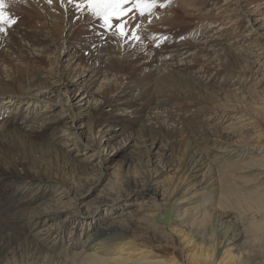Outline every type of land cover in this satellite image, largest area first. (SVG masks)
Masks as SVG:
<instances>
[{
	"label": "bare ground",
	"instance_id": "obj_1",
	"mask_svg": "<svg viewBox=\"0 0 264 264\" xmlns=\"http://www.w3.org/2000/svg\"><path fill=\"white\" fill-rule=\"evenodd\" d=\"M29 2L44 20L27 31L45 42L29 50L55 59L25 86L14 83L13 62L0 73V117L13 128L4 136L28 150L18 152L21 169L7 174L0 164V195L12 189L0 204V264H19L6 238L33 242L42 253L36 264H264V17L247 0L235 1L230 18L226 9L194 12L195 0H157L156 19L135 10L125 17L126 37L114 34L118 20L107 28L100 18L80 19L92 30L81 51L70 39L72 3ZM159 114L188 123V142L131 138L154 166L139 170L133 161L134 176L119 184L101 152L125 133L123 117ZM88 123L101 125L98 136L89 138ZM46 152L82 171L94 164L98 176L75 194L69 179L35 166ZM109 174L111 185L100 189L108 196L85 202ZM100 206L122 210L91 226Z\"/></svg>",
	"mask_w": 264,
	"mask_h": 264
},
{
	"label": "rangeland",
	"instance_id": "obj_2",
	"mask_svg": "<svg viewBox=\"0 0 264 264\" xmlns=\"http://www.w3.org/2000/svg\"><path fill=\"white\" fill-rule=\"evenodd\" d=\"M195 1L196 3L190 7L192 10H194V12L197 13L204 9L210 10V9H219V8L220 10L226 9L228 10V12L232 11V13L226 14L225 18H230L234 15L235 13L234 9L236 7L235 5H237V3H235L236 0H195ZM247 1L250 4L249 7L255 10L254 14L256 17H259V18L264 17V0H247ZM6 2H7L6 11L10 12L13 15V18H15L16 23L10 27L6 26L7 27L6 33H0V73H2V71L8 68L4 66H8L12 64L11 62H13V64H15L14 68H15V75H16L14 79V83L16 84L18 83L20 85L22 84L25 86L29 84L30 82H33V80H36L37 77H39L40 75H42V73L48 70L46 67L49 65V63H51L50 62L51 60L54 61L55 55L51 57L47 55L37 56V55H33L32 52H30L29 50V48L33 50H39L41 49L42 45L45 44V42L41 40V36L39 33L36 32L34 34H31V32L27 31L33 28L31 27L32 25H37V24L40 25L43 22V21H40L41 19L44 20L42 16L37 14V10L34 7V5H31L29 0H6ZM81 2L82 0H74L72 4L74 5V8H75L76 4H82L84 0L82 3ZM79 10H80L79 8L77 7L75 8V12L77 13L76 16H74L73 18L74 20L73 22H75V30L73 34L71 35L70 39L75 43L74 47L77 48L78 50L80 46V50L82 51L81 46L88 44L91 34H92L91 33L92 30L90 29V26L84 25L80 19H84L85 17L89 18L92 15L87 11L86 8L84 9V11H82V13H81V10L80 12ZM158 15L159 14H153V15L151 14L149 16L146 14L144 16L145 17L144 19L145 21L148 20L150 22L153 20L154 17H155L154 19H156ZM190 18H193V17H190ZM218 26H220V22L217 23L216 26L210 29L211 32L203 30L204 31L203 35H205V37L206 36L208 37L210 34H212V32L216 30ZM193 27L194 25H191L189 26L188 29L193 30L194 29ZM196 29L197 28H195L194 30ZM21 30H24L25 33L28 32V35L21 36L20 34ZM16 32H18V34ZM61 42H62V39H61ZM241 44L242 43H239L238 45L240 46ZM91 52H93L94 54L93 50L90 51V53ZM67 55H70V52ZM215 58H218V56ZM82 63H86V61L83 60ZM17 69L19 70L20 74L16 73ZM32 77H34L35 79L32 80ZM179 83L182 84L181 81ZM179 83H178V86L181 87ZM260 84H262V87H264V79L261 80ZM209 97L212 98L211 95H209ZM163 116L164 115L162 114H159L158 116L156 115L155 117L156 119L150 118L147 116L144 118L143 116L142 117L143 119H141L142 121L139 120L140 118L138 119V121H133V119L131 118L128 119L125 117L121 119V121L119 122V125L122 126L123 132L125 133L122 136H119L114 141L110 142V145L106 148L107 150H105V152L104 151L101 152V154H103L104 157L105 156H107V158L111 157V160L109 161L112 167L111 170L112 169L116 170L117 175H118L117 178H119L116 180V182L118 181L119 184L120 183L123 185L125 184V187H126V184L128 185L127 183V180H129L128 174H132L131 165L133 161L136 162V166L139 170H145L146 168H152L154 166L152 160H149L147 162H145L144 160L146 159L145 158L146 156H149L145 151V144L142 142L140 143L142 144L140 146L138 145V143L134 145L135 143L134 141L130 140L131 138H134L135 141L136 140L140 141L141 138H144L145 135L151 136V138H153L154 136L156 138H160V140L163 143H166V142L170 143L169 146L171 147H176L177 145H184L186 141L188 142L189 137H190V132L194 129H192L188 125V123H185L183 126H181L180 124L177 125L178 121L175 120V118L177 117L176 115H175L176 117H174L173 114L171 115L169 114L168 116L165 115L164 117ZM149 122L151 123L152 126L149 124ZM143 123H144V126H142ZM6 128L9 130H13V128H10V118L0 117V164H2L1 166L2 168L4 167L3 168L4 170L7 168V170H5L4 173L8 174V173H11V171H13L14 169L15 170L21 169V164H20L21 155H19V153L23 154L25 150L26 151L28 150L23 146L19 147L17 145L15 146L18 148H14L13 139L10 138L9 136H4L3 131ZM86 129H88L87 134L90 135L89 138H94L91 135L98 136V133L101 132L102 128H101V125L99 124L93 126L88 123L85 130ZM218 133L221 134L220 132ZM31 141L32 142L30 143L32 144L42 143L36 137H34V139L31 138ZM203 141H207L206 136L204 137ZM128 142H131V143L128 144ZM28 146L33 147L32 145L31 146L28 145ZM57 148L58 150H61L59 147ZM76 152L73 154L69 153V155H71L70 158H72V156L73 157L76 156L75 155ZM44 154L45 155H42L43 157L39 156L40 160L38 159L35 162V166L45 172H48V173L51 172L50 174L58 173L64 179L66 180L69 179L70 180L69 182L71 183V186L74 188V191L77 189H80V190L83 189L91 181H93L96 176H98V171L96 170L97 167L94 164L89 163L91 166H89L88 169H84L86 171H82V170H79L77 166L76 167L71 166L73 165L71 162H67L63 159L62 161L61 158L54 156L52 152L51 153L46 152ZM82 156H86V155H82ZM16 161H17V164H16ZM111 174L105 177L104 181L97 187L98 189H95V191L89 197H86L85 202L90 201V204H97L100 202L101 199H104L108 196V194L103 193L100 189H102L105 184H108L109 186L111 185V180L114 178V177L112 178ZM167 176H168V173L163 172V175L159 179V182H161L162 180H166L164 178H166ZM113 183L115 184V182ZM119 184H117V186ZM11 190L12 189L7 187L6 191L8 192L4 191L5 193L3 195L2 194L0 195V204L1 202H4L7 200L9 193L11 194ZM78 192L79 190L77 191V193ZM74 193L76 194V191ZM98 193L100 194L97 195ZM146 199L148 200L149 196ZM67 201H69L68 204L73 203L74 199H70ZM99 208H100L99 211L95 215V220L91 222V226L93 224L98 226L99 224H101V222H105V220L110 219L112 216H114L116 213L122 210L121 206H114V207L108 206L106 208L108 209L107 212H105L106 209H102V206H100ZM74 221L75 220L69 221L67 227L65 228L64 230L65 237H68L70 230L73 229L71 228V226L74 224ZM224 226L225 225L220 226L219 229H222ZM226 229L227 227L223 228V230H226ZM6 242L8 243L10 247H13L14 251L17 250L16 255H18L17 261L19 264H32V263L36 264L37 261H39V259L42 257V253L40 252L38 247L33 244V242L26 241L22 245H20L19 242H16L13 239H8V238H6Z\"/></svg>",
	"mask_w": 264,
	"mask_h": 264
},
{
	"label": "snow or ice",
	"instance_id": "obj_3",
	"mask_svg": "<svg viewBox=\"0 0 264 264\" xmlns=\"http://www.w3.org/2000/svg\"><path fill=\"white\" fill-rule=\"evenodd\" d=\"M47 2L51 4L52 0H47ZM67 2L71 4L74 0H67ZM63 4L64 0H61V6ZM127 5H130V7ZM75 6L81 11L86 8L93 17L102 19L104 26L107 28L113 27V19L120 21L115 25L117 31L114 34L126 37L129 34V29L125 17H128L133 10L140 16L146 14L150 16L153 9L157 7V0H84V3ZM159 7H165V4H160ZM6 8V0H0V33H6V26L10 27L16 23L13 15L6 11ZM132 35L134 38L139 39L138 36H135V33H132Z\"/></svg>",
	"mask_w": 264,
	"mask_h": 264
}]
</instances>
